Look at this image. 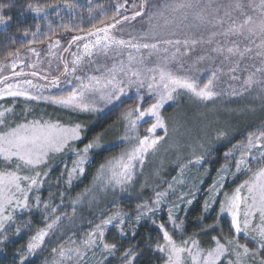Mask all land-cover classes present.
Returning <instances> with one entry per match:
<instances>
[{
	"label": "snow or ice",
	"instance_id": "snow-or-ice-1",
	"mask_svg": "<svg viewBox=\"0 0 264 264\" xmlns=\"http://www.w3.org/2000/svg\"><path fill=\"white\" fill-rule=\"evenodd\" d=\"M127 3V0H125ZM63 6L66 9H72L74 4L71 0H63ZM7 5L0 4V11ZM124 7L123 4L116 5V13L120 14V9ZM135 8L136 6L133 5ZM147 0H142L139 5V10L135 11L131 17L122 16L121 19L110 17L111 23L102 21L103 27H95L94 30L89 31V37H96L94 41L84 44V55H91L92 49L98 52H103L105 55L110 49L120 50L124 48H132L137 52L140 49L148 50V55L161 51L168 52L167 46L176 47L180 51L179 45H183L185 51L183 55H188L193 51L197 45H213L209 51L216 53L222 57V65L224 61L229 62L228 72L235 73L240 67V62L245 58L255 60L259 58V65L253 63L251 67L254 69L249 71L247 68L244 71L248 74L243 78L240 91L233 90V96H242L244 93L256 92V96L264 100V0H170L161 5H154L151 14L146 11ZM49 9H57V4L41 5L38 3H28L27 10L36 16L47 17ZM91 12V9H89ZM167 14L178 15L180 22L190 30V34L185 35L183 40L180 39H157L154 32L151 37L146 33L141 37V40L149 38L156 40L154 43L137 42L135 38L130 40L118 39L111 34V30L115 29L122 21L134 20L138 16L148 15V21L154 29L156 25L152 24L154 18L164 20L165 25L171 23ZM11 17L0 15V25H6ZM66 31H71V28H66ZM39 32V25L37 31L31 33L33 37L37 36ZM205 32H208L205 37ZM175 33H173L174 35ZM25 36L28 32L24 33ZM218 37H223L224 42L218 40ZM234 38V39H230ZM259 43H256V39ZM84 39L82 36H73L69 43L80 41ZM35 42L29 41V44ZM241 42L243 46H241ZM59 41H55L50 47H55ZM163 45L165 47H160ZM255 49V52H254ZM68 49H65L67 51ZM28 51L35 52V49L28 48ZM254 52V56L252 55ZM20 49L10 51L7 55L0 59V66L5 65L6 61L11 60V64L7 65L11 68L16 67V61L19 59ZM172 58L175 59V53ZM212 57L207 53L197 57L195 63L211 59ZM83 59L82 55H76L75 59L71 61V66L66 61H62L64 67L61 75H74V78L79 81L77 87L73 88L67 96L59 97H44L50 100L51 103L63 105L65 107H73L81 111H96L93 103L85 101L87 93H98L99 99L105 103H112L114 100H119L125 94V88L132 85L144 87L147 80V89L150 96H154V102L150 103L148 107H143V103H137L134 108H131L122 114V119L127 122L126 133L122 137L125 141H135L134 146L122 153L119 157L109 160L106 165H101L100 175H107L110 182L117 185L125 184L132 180V169L134 161H138L141 165L144 163L145 155L150 151H154L157 145L165 139L163 136L154 135L157 129H164L167 134L166 121L162 117L160 109L169 101L176 99V96L181 92H187L198 100L209 101L215 98L218 93L214 91V82L218 78V73L222 71V67L216 68L208 78L207 82L201 87L196 78L188 75H177L175 72L169 70L165 65H158L155 68L148 69V72L155 73L150 78H141L139 70H133L131 67L125 68L123 63L119 69L114 65L108 70L106 76L97 77L92 75H75L78 71H85L81 65ZM135 60L131 54L129 55V65ZM167 60V58H165ZM143 63V58L140 61ZM35 67V65H29ZM119 70L127 77V83L123 80L117 79L116 72ZM14 76L25 75L23 72H14ZM36 76V72L31 73ZM46 78V77H45ZM135 78V79H133ZM8 77L0 80L4 83ZM231 79L238 80L240 77L232 75ZM59 78H53L51 84L57 86ZM31 80L19 81L16 84H5L4 88H0V97H24L28 100H37L41 97L32 95L28 92V88H36ZM138 101L142 97H137ZM12 112L11 108L0 111V125H6V113ZM146 118H151L153 121L147 128V135L139 137L136 135V129L141 121ZM225 135L224 132L218 133V138ZM81 138V125L76 124L72 127H65L59 123L41 122L38 120L28 123H20L15 127L7 128L5 131H0V160L5 163L16 162L15 170L0 172V229H3L6 224L14 220L13 213L18 209H25L29 207L28 192L33 188L39 186L40 172H35V175H21L20 170L28 169L35 170L38 166L47 163L50 154L62 152L71 141L79 140ZM260 142V143H257ZM103 145L99 143V137L87 143L78 153L80 159L75 161V167L69 172L71 178L77 171L84 172V163L87 160V154L92 149L101 148ZM253 148L262 149L259 152V158L251 155ZM226 155H230L227 153ZM257 161L259 165L255 171L250 167L251 161ZM199 163V159L195 161ZM245 171L251 173V176L243 184L237 187L234 193L230 196L226 195L225 200L221 202L220 212L227 213L231 220V230L237 235L243 234L250 240L255 242L256 248L250 249L247 244H240L235 237L229 239L226 243H221L216 237L215 247L208 250L206 253L197 247L195 240L192 241L191 246H188V241L184 242V246H178L172 239V236L165 229V225H159L160 231L163 233V244H157L156 250L166 255L165 264H184L183 254L187 253L192 264H218L221 257L226 253L234 254L235 261L229 260L228 264H246V258H252V264H256L257 256H260L259 264H264V130L260 131L259 135L250 134L247 138V146L241 152V157L236 161V171ZM46 175V173H45ZM26 182L27 186L22 184ZM70 182V181H69ZM246 189L247 194L241 195L242 190ZM163 193L157 194L156 204H159L160 197ZM192 201L189 200L190 204ZM147 208V205L144 206ZM209 205H205L207 209ZM11 210V211H9ZM55 212V209L52 210ZM151 212L152 209L148 208ZM242 217V218H241ZM258 218V221H257ZM119 219L115 225L121 229V235L124 234L121 225L124 224L123 218L118 213L115 216H110L101 224L96 225L94 232H90L83 244L86 248H93L102 245L103 251L112 254L117 245L114 243H106L104 241V228L112 224L114 220ZM140 216H137L139 221ZM219 219V217H218ZM60 217H56L52 223L46 225L45 228L38 230L29 240L26 251L27 254L35 253L36 249L40 248L45 238L49 233L55 230L57 222ZM169 221L174 227H181L175 224V218L170 210ZM27 227V225H25ZM211 227V225H210ZM20 231L19 228L16 229ZM99 235L97 241L96 234ZM53 252H58V255L63 259L68 257L71 259L72 255L78 258H83V252L80 248H69L65 250L61 247L59 250L53 249ZM134 250L128 249L123 254L125 264H133ZM27 260L26 254H21L20 264H24Z\"/></svg>",
	"mask_w": 264,
	"mask_h": 264
},
{
	"label": "rangeland",
	"instance_id": "rangeland-1",
	"mask_svg": "<svg viewBox=\"0 0 264 264\" xmlns=\"http://www.w3.org/2000/svg\"><path fill=\"white\" fill-rule=\"evenodd\" d=\"M152 10L153 6H150L146 11L151 14ZM56 11L57 9L48 10L49 14ZM29 15L34 18L44 17H38L32 12H30ZM132 15L133 14H128L127 16L131 17ZM166 15L169 21H171V23L167 25H165L163 19L157 17L152 21V24L156 25L153 29L149 24L148 15H144L137 20L123 21L121 24L117 25L115 29L111 30V34L118 39L130 40L135 38L137 42L141 43L156 42V40L151 38L141 40V37L146 33L149 37H151L152 32H154L157 39L172 40H183L185 35L190 34V30L180 22L178 15L167 13ZM7 25L8 23L6 25H0V30L5 29ZM173 33L175 34L173 35ZM207 35L208 32H205V37H207ZM95 39L96 37H87L80 41L70 43V45L68 44L70 41L69 39H55L44 46L32 48L35 49V52L38 53V55L28 51V49L21 52L14 69L7 66L11 64V60L6 61L5 65L0 66V80L4 77H8L4 83H0V88H4L5 84H16L19 81L27 79L31 80L33 84L37 86L36 88H28V92L32 95L41 97L37 100H28L24 97H0V111L7 108L12 109V112L6 113V125H0V131H5L7 128L15 127L20 123H28L35 120L59 123L65 127H72L76 125V120L73 118L79 119L80 117L86 116L94 117L96 111L95 113L94 111H81L73 107L53 104L50 100L44 99V97H48V95L55 93L54 91H61V89L75 88L78 86L80 82L74 78V75H61L64 67L62 61L68 62L71 66V61L75 59L76 55L83 56L81 65L85 71H78L75 73V75H80L82 77L85 75L97 77L106 76L108 70L113 68L114 65L119 69V66L123 63L126 69L127 67H131L133 70H139L142 79L146 77L150 78L155 73L148 72V69L155 68L158 65L162 66L166 63L169 70L175 72L177 75L192 76L196 78L197 83L202 86L203 84H200V82L202 81L204 74L211 75L216 68L222 67V71L218 73V78L214 82L213 90L216 91L218 95L212 100L201 101L187 92H181L176 96L175 100L169 101L161 107V115L168 107H177L174 114L167 117H163L162 115L166 121L167 134H165L164 129H157L154 134L156 136H163L165 139L157 145L154 151L150 150L145 155L144 163L142 165L138 161L133 162L134 167L132 169L131 181L122 185H117L114 182H110L107 175L101 176L100 179L96 178L94 180L91 189L84 194V196L71 205L73 208L72 216L69 218L64 217L66 220L60 229L61 234L65 236L71 235L68 242L70 244H75V246L63 248L65 250L69 248H80L83 252V258H78L75 255H72L71 259L67 256L62 259L58 255V260L53 264H92L96 255L99 253L101 245L98 244V246L89 249L84 246L83 241L87 239L90 232H94L96 225L100 224V221H98L99 213L102 212L106 206H115L119 204L120 201L133 202L139 201L144 197V200L141 201L142 205L145 206L147 204H152L151 206H153L155 204L157 209L162 210L163 213L169 214L170 210L171 212H174L177 209L176 206L182 207L188 205L189 200L193 202L197 197L202 196L203 202H205L204 209L206 203L209 205V207L205 209V212L208 213L213 207L215 197L222 190L224 184L232 177L240 174L243 170L240 172L236 171V161L240 159L241 156L236 157L232 168H226L219 173L216 178L209 183V186H207L204 191L200 192L199 187L203 181L202 175L197 173L201 170L199 163L202 160V156H204V152L212 147L219 146L220 144L231 140L235 134L241 132L248 126L264 120V100L259 99L256 96L255 91L250 93L246 92L242 96H233L231 94L233 90L240 91L243 77H240L238 80H233L231 79V74L228 77V82H226L225 75L229 73L228 67L230 65L227 61H224L222 65L223 58L218 56V54L209 51L211 47L216 46L215 44L197 45L193 51L188 53V55L182 54L185 51L182 44L177 46L180 51H177L176 47L169 45L167 46L169 49L168 52L161 51L159 53H154L151 56L148 55V50L146 49H140V51L137 52L132 48H124L120 50L110 49L106 55L103 52H98L96 49H92L91 55H84V44L90 43ZM217 39L222 43L224 42L223 37H218ZM57 40L59 41V44L55 47H50V45ZM243 43L244 42H241V46H243ZM256 43H259L258 38L256 39ZM160 47L165 46L160 45ZM65 49L68 50L65 51ZM254 52L252 54L253 56ZM173 53H175V59L172 58ZM206 53L212 58L195 63L198 56L205 55ZM130 54L135 57V60L131 65H129ZM142 58L143 63L140 62ZM165 58H167V60H165ZM252 61L256 65H259V58H256L255 60L245 58L240 62V66L243 70L247 68L249 71H252L254 70L251 67ZM29 65H35V67H29ZM14 72H23L25 75L14 76ZM32 72H36L37 75L32 76ZM116 76L117 79L123 80L127 83V77L123 72L117 70ZM57 77L59 78V83L57 86H53L51 80ZM68 94L64 96H67ZM139 95H146V98L149 99L147 101L149 102L148 104L154 102L155 97L150 96L147 89V80L144 87H138L137 85L126 87L125 94L122 95L120 99L129 96L138 97ZM93 99L100 100L99 94H86L85 101L90 100L92 102ZM143 99L139 102L143 101ZM146 105H143V107ZM152 122L151 118H146L140 122L137 128L141 127L143 123L148 125L140 137L147 135L146 130ZM126 124L127 122L122 119L120 130L110 133L107 137H99V143L103 145V147L90 150L87 154V158L90 153L100 151L107 146L110 147V145L117 143H125V149L122 153L130 150L136 142L125 141L122 139L126 133ZM137 131L138 130L136 129V134ZM84 132L85 130L81 128V138L79 140L71 141L60 153L50 154L47 163L38 166L35 170L30 171L21 168L19 173L21 175H35V172L37 171L41 174L39 178V186L28 192V204L30 198L37 195L40 190H42L50 171L58 165L61 159H64L65 161L67 157H71V161L67 165V170L69 172L75 167L74 162L80 159L78 153L84 148L77 147ZM220 132H224L225 135L218 138V133ZM251 155H253L252 151ZM197 159L200 160L199 163L195 162ZM87 162L88 160L85 161L83 167ZM15 166V161L12 163H5L0 160V172L13 171L15 170ZM174 171H177L176 175H173L171 177L172 179H167L166 175ZM78 173L79 172L77 171L75 174ZM99 175L100 170L97 177ZM250 176L237 187L248 180ZM22 186L26 187V182H24ZM235 189L228 196L232 195ZM145 191L147 192L146 194ZM158 193H163L164 195L160 197L159 204H156L155 201L157 200ZM246 194L247 190H242L241 195ZM225 197L226 195H223L219 203V219H226L230 225L231 220L227 213L220 212L221 202L225 200ZM29 207L15 211L13 213L14 219L18 214L29 209ZM153 212L155 215H159L157 210H154ZM13 221L6 224L3 229H0V236L9 228L11 229ZM217 226L210 231L203 233L201 236L187 240L188 246H191L192 241L195 240L197 247L206 253L208 250L216 246L213 237H216L221 243H226L229 239H226L223 235L219 237ZM83 229L86 231V234L83 235L84 239L76 237V233ZM233 234L236 239L242 238L245 242L251 244L253 247L248 246L250 249L256 248L255 242L248 237L243 234L237 235L234 232ZM96 236L97 241H99L98 233ZM184 242L178 246H184ZM77 243L79 244L76 246ZM163 243L164 240H162L161 244ZM239 243L243 244L241 242ZM161 254L166 260V255L163 253ZM183 258L184 264H192L187 253L183 254ZM260 259L261 257L257 256L256 264H259ZM229 260H236L235 255L230 252L222 256L218 264H228ZM246 264H252L251 257L246 258Z\"/></svg>",
	"mask_w": 264,
	"mask_h": 264
},
{
	"label": "trees",
	"instance_id": "trees-1",
	"mask_svg": "<svg viewBox=\"0 0 264 264\" xmlns=\"http://www.w3.org/2000/svg\"><path fill=\"white\" fill-rule=\"evenodd\" d=\"M141 2L142 0H127V3H125V0H71L74 7L69 10L64 8L63 0H0V4L7 5L0 11V15L11 17L7 27L0 30V59H3L10 51L20 49L21 53L28 48L44 46L55 39H69L71 41L72 37L77 35L87 38L89 37L87 35L89 31L94 30L95 27L104 26L101 23L102 21L111 23L110 17L119 20L122 16L134 14L135 11L139 10ZM165 2H170V0H147L146 10L150 6L162 5ZM28 3L57 4L58 10L50 13L47 17L34 18L29 15ZM117 4L124 5L119 10V15L116 13ZM133 5L136 7L134 8ZM89 9H91V12ZM141 17L138 16L134 20ZM38 25L39 32L36 37H33L31 33L37 31ZM66 28L72 30L66 31ZM25 32H28L27 36L24 35ZM33 40L35 42L29 44V41ZM68 44L70 45V43ZM253 63L252 61V65ZM231 74L244 78L248 73L244 72L240 66L235 73L225 75L226 82H228V77ZM210 76V74H204L200 84L206 83ZM72 89L73 87L58 90L59 92L54 91L55 93L48 95V97L64 96L70 93ZM138 97H144L143 101L139 102L137 97L134 96L121 98L118 101L114 100L112 103H105L97 99H93L92 102L87 100L86 102L93 103L97 110L96 113L94 111V117L73 118L76 120V124H80L81 128L85 130L77 147H84L97 137L104 138L110 133L120 130L122 114L134 108L138 102L144 103L143 105L147 104L144 106L145 108L149 106V102H147L149 99L146 98V95H139ZM176 108L170 106L165 109L162 114L163 117L174 114ZM144 125L145 123L137 128V136L140 137L148 126ZM262 130H264V120L248 126L235 134L231 140L204 152L202 160H199L201 170L197 173L202 175L203 181L199 187L200 192L204 191L219 173L226 168H232L235 158L241 156V152L246 148L248 136L250 134L259 135ZM124 149L125 143H117L90 153L87 158L88 162L84 166V172L73 174L71 178L67 170L71 157H67L65 161L61 159L58 165L50 171L42 190L30 198L29 209L18 214L12 223L11 229L9 228L0 236V264H20L21 254L27 255L24 264H53L58 260V252H53L54 248L59 250L60 247L75 246V244L68 242L71 235L61 234L60 228L66 220L64 217L69 218L72 216L73 208L71 205L91 189L101 165H105L109 160L120 155ZM261 150L260 148H253L251 151L253 155L259 158ZM227 153H230V155H226ZM249 166L255 171L259 165L257 161L253 160ZM176 173L177 171L167 174V179H172L171 177ZM250 175L251 173L242 171L229 179L215 197L213 207L208 213L205 212V202H203L202 196L197 197L188 205L176 206L177 209L172 212V215L175 218V224L181 225L179 228L174 227L173 223L169 221V214L157 209L155 204L153 206L147 204V208L143 207L141 201L144 200V197L139 201H120L115 206H106L99 213L98 221L101 224L108 217L119 213L125 221L121 225L124 234L121 235V229L115 226L119 219L107 225L104 228V241L116 244L117 248L112 254H109L103 251L101 245L99 253L92 264H125L123 254L128 249L134 250L133 264H164L165 258L156 250V245L161 244L163 240L162 232L159 229L161 224L165 225V229L177 245L201 236L217 225L219 237L223 235L226 239H233L235 236L229 222L226 219H218L219 203L223 195L231 194ZM148 208H151L152 211H147ZM53 209H55V212L52 211ZM154 210H157L159 215H155ZM138 215L140 216L139 221L137 220ZM56 217H60V220L57 222L55 230L49 233L35 253L27 254L26 246L30 238L38 230L52 223ZM17 228L20 229L19 232L16 231ZM84 234H86V231L83 229L76 233V237L84 239ZM237 239L239 242L253 247L242 238Z\"/></svg>",
	"mask_w": 264,
	"mask_h": 264
}]
</instances>
